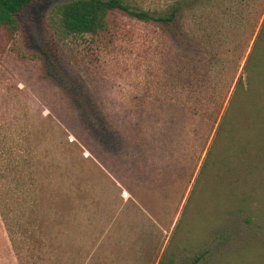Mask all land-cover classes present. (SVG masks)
Returning <instances> with one entry per match:
<instances>
[{
    "label": "rangeland",
    "instance_id": "rangeland-1",
    "mask_svg": "<svg viewBox=\"0 0 264 264\" xmlns=\"http://www.w3.org/2000/svg\"><path fill=\"white\" fill-rule=\"evenodd\" d=\"M65 1L0 28V264H264V138L250 136L251 171L197 182L217 128L204 144L198 54L119 9L97 34H64Z\"/></svg>",
    "mask_w": 264,
    "mask_h": 264
},
{
    "label": "trees",
    "instance_id": "trees-1",
    "mask_svg": "<svg viewBox=\"0 0 264 264\" xmlns=\"http://www.w3.org/2000/svg\"><path fill=\"white\" fill-rule=\"evenodd\" d=\"M34 1L0 0V28L16 30L20 12ZM118 9L139 20L166 23L177 47L200 58L201 68L191 76L198 75L204 91L207 89L210 95L201 103L200 111L192 103L191 113L199 111L211 122L204 144L216 123L217 128L197 182L201 177L207 178L212 169L219 170L220 178L240 164L251 171L252 165L245 160L250 136L258 132L261 140L264 138V0H174L164 15H154L129 0H68L58 5L59 28L67 35L97 34L107 28L109 14ZM183 19L201 25L199 32L191 25L187 30ZM248 29L250 37L246 38ZM249 48L235 81L241 59ZM213 67L216 69L212 70ZM234 81L231 97L224 106ZM212 86L216 88L211 91ZM257 147L261 151L260 145ZM197 261L198 258L188 264Z\"/></svg>",
    "mask_w": 264,
    "mask_h": 264
}]
</instances>
